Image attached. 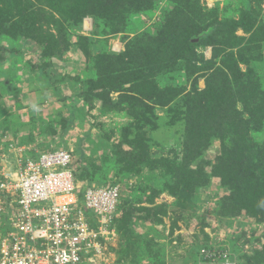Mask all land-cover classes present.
<instances>
[{"label":"rangeland","instance_id":"1","mask_svg":"<svg viewBox=\"0 0 264 264\" xmlns=\"http://www.w3.org/2000/svg\"><path fill=\"white\" fill-rule=\"evenodd\" d=\"M0 15V167L63 149L80 180L120 185L101 264H212L203 248L264 264V0H0Z\"/></svg>","mask_w":264,"mask_h":264},{"label":"built area","instance_id":"2","mask_svg":"<svg viewBox=\"0 0 264 264\" xmlns=\"http://www.w3.org/2000/svg\"><path fill=\"white\" fill-rule=\"evenodd\" d=\"M73 159L63 149L25 152L0 167V264H101L121 186L78 182ZM42 202L51 206L33 208ZM201 256L238 264L224 250L203 248Z\"/></svg>","mask_w":264,"mask_h":264},{"label":"trees","instance_id":"3","mask_svg":"<svg viewBox=\"0 0 264 264\" xmlns=\"http://www.w3.org/2000/svg\"><path fill=\"white\" fill-rule=\"evenodd\" d=\"M21 15H23V14L21 13ZM21 15H19V18L17 19V21L20 19ZM13 19L14 18L12 17V19L10 20V23L13 22ZM5 23H7V19L0 20V36H1V34H4L6 32V30L2 29L5 26ZM34 70H35V68L31 67V72H34ZM45 70H46V68L44 67L42 69V71L45 72ZM225 70H227V69H225ZM232 78H233L234 84L237 87V89L239 91L243 92L242 95H244V96H243L242 100H245L246 98H249V99H252V100L254 99L257 104H258V102H261V100H259V98L256 97L257 92H255V91H259V88H257V85H256V82H257L256 79L257 78L255 76H253V75L249 76L247 74L240 73L238 76H233ZM229 83H230L229 80L228 81L226 80V82L224 81V83L222 81L220 83L219 87L222 89L223 86H225V85H227ZM205 91H214V87L211 86L210 81L207 82V88H206ZM251 91H254V93H251ZM205 93L201 94V95L199 94V97L202 96V95H205ZM208 94H209V92L207 93V95ZM202 102H204V101H202ZM88 105H89V108H92V103L91 102H88ZM256 113L258 114L259 118L264 116V108L263 107L259 108ZM76 180L78 182L84 183L87 187H90V186L94 185L92 183H87L84 180H80L79 179V173L77 171H76ZM256 182L257 181H255V183ZM250 183H253V182H250ZM237 184L240 186L239 189L243 192V194H244V192L248 191L249 183L244 182V183H242L243 185H241V184L238 183V181H236V182L233 183V186H236ZM255 186H256V188H259V186L257 184H255ZM97 187H104V186H97ZM252 194H254L256 196H259L260 193H259V190H258L257 192L252 193ZM112 225H113V222H112Z\"/></svg>","mask_w":264,"mask_h":264}]
</instances>
